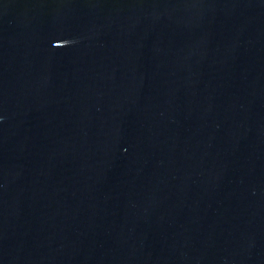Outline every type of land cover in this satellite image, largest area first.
<instances>
[{"label": "water", "instance_id": "water-1", "mask_svg": "<svg viewBox=\"0 0 264 264\" xmlns=\"http://www.w3.org/2000/svg\"><path fill=\"white\" fill-rule=\"evenodd\" d=\"M0 264H264V0H0Z\"/></svg>", "mask_w": 264, "mask_h": 264}]
</instances>
